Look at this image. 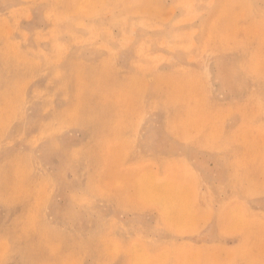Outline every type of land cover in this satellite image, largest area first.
<instances>
[{
  "label": "rangeland",
  "instance_id": "374dc122",
  "mask_svg": "<svg viewBox=\"0 0 264 264\" xmlns=\"http://www.w3.org/2000/svg\"><path fill=\"white\" fill-rule=\"evenodd\" d=\"M74 1L0 0V264L264 262V0Z\"/></svg>",
  "mask_w": 264,
  "mask_h": 264
},
{
  "label": "crops",
  "instance_id": "0c3cea01",
  "mask_svg": "<svg viewBox=\"0 0 264 264\" xmlns=\"http://www.w3.org/2000/svg\"><path fill=\"white\" fill-rule=\"evenodd\" d=\"M192 222H194V220H192ZM222 241L223 242H218L217 245H213L203 238L195 241L187 240L184 251L181 247L172 252H184V259L178 261V263L175 262V264H258L256 261L257 247H254L253 251L251 246L244 248L250 255L248 260H242L240 241L232 243L225 238H222ZM170 264H173V262ZM259 264H264V262H260Z\"/></svg>",
  "mask_w": 264,
  "mask_h": 264
},
{
  "label": "bare ground",
  "instance_id": "6f19581e",
  "mask_svg": "<svg viewBox=\"0 0 264 264\" xmlns=\"http://www.w3.org/2000/svg\"><path fill=\"white\" fill-rule=\"evenodd\" d=\"M116 1V0H115ZM108 2V1H107ZM222 2V3H221ZM71 3V2H70ZM76 0L74 1V5H73V7H72V15H74V16H76V9L78 10V11H81V13H83L84 15H86V16H89V17H92L95 13H96V11H95V7L97 6V4L99 3V0H81V2H79L78 3V5H77V7H76ZM104 3V2H103ZM158 3H159V1H158ZM66 4V3H65ZM67 4H68V2H67ZM66 4V5H67ZM216 8H219V9H222V7H224V6H231L232 7V9H242V8H244V9H254V7H255V5L256 4H258V0H232L231 2H228L227 0L226 1H216ZM100 5V4H99ZM68 7V6H67ZM108 7V6H107ZM69 8H70V4H69ZM66 9H68V8H66ZM65 10V9H64ZM104 10V9H103ZM102 10V11H103ZM107 10V9H106ZM223 10V9H222ZM68 12V11H67ZM69 15H70V13H68ZM219 16V15H218ZM80 17V16H79ZM219 18V17H218ZM229 18V17H228ZM74 19V18H73ZM77 20V19H76ZM215 20V19H214ZM75 21V20H74ZM92 21V20H91ZM183 21H184V19H183ZM231 21H232V19H231ZM214 22V21H213ZM212 22V23H213ZM79 23H81V22H79ZM181 23H182V20H181ZM211 23V24H212ZM82 24H84V23H82ZM203 24H204V22H203ZM85 25V24H84ZM94 25V24H93ZM78 26V25H77ZM79 26H81V24L79 25ZM104 26V25H103ZM102 26V27H103ZM239 26H241V25H239ZM90 28V27H89ZM100 28V27H99ZM110 29V28H109ZM192 29V28H191ZM254 29V28H253ZM93 30V29H92ZM97 30H98V28H97ZM111 30V29H110ZM183 30V29H182ZM185 30V29H184ZM212 30V29H211ZM230 30V29H229ZM228 30V31H229ZM198 31V30H197ZM99 32V31H98ZM107 33H108V31H106ZM177 32V31H176ZM207 33H209V31L207 32ZM210 33H211V31H210ZM244 33V32H243ZM89 34V33H88ZM109 34H110V31H109ZM171 34V33H170ZM213 34H215V33H212V35ZM221 34V33H220ZM83 35V34H82ZM96 35H98V34H96ZM106 35V34H105ZM166 35V34H165ZM168 35V34H167ZM79 36H81V35H79ZM78 36V34H77V37H79ZM85 36H86V34H85ZM110 36V35H109ZM155 36V35H154ZM243 36H244V34H243ZM76 37V36H75ZM82 37V36H81ZM80 37V38H81ZM87 37V36H86ZM230 37V36H229ZM104 38H106V37H104ZM169 38H170V36H169ZM205 38V37H204ZM208 38V37H207ZM224 38V37H223ZM241 38V37H240ZM145 39V38H144ZM210 39V38H209ZM221 39V38H220ZM77 40V39H76ZM121 40V39H120ZM163 39H161V41H162ZM207 40V39H206ZM78 41H79V39H78ZM211 41V40H210ZM239 41V40H238ZM246 41H247V39H246ZM248 41H249V38H248ZM247 41V42H248ZM104 42V41H103ZM205 42V41H204ZM209 42V41H208ZM221 42V41H220ZM226 42V41H225ZM139 43V42H138ZM143 43V42H142ZM141 43V44H142ZM161 43H163V42H161ZM241 43V42H240ZM243 43H244V40H243ZM190 44H191V42H190ZM204 44H206V42L204 43ZM222 44V43H221ZM97 45V44H96ZM183 45V44H182ZM202 45H203V42H202ZM209 45H210V43H209ZM213 45V44H212ZM217 45V44H216ZM244 45H247V44H244ZM119 46V45H118ZM189 46V45H188ZM191 46V45H190ZM198 46V45H197ZM206 46V45H205ZM215 46V45H214ZM89 47V46H88ZM210 47V46H209ZM208 47V48H209ZM114 48V47H113ZM139 48V47H138ZM180 48V47H179ZM191 48V47H190ZM192 48H193V46H192ZM220 48V47H219ZM111 49V48H110ZM117 49V48H116ZM251 49V48H250ZM174 50H175V48H174ZM173 50V51H174ZM186 50V49H185ZM215 50H216V48H215ZM253 50H255V49H253ZM172 51V52H173ZM176 51V50H175ZM217 52H218V50H216ZM160 52V51H159ZM202 52V51H201ZM146 54V53H145ZM157 54V53H156ZM189 54V53H188ZM154 55V54H153ZM169 55V54H168ZM190 55V54H189ZM188 55V56H189ZM220 55V54H219ZM254 55H255V52H254ZM258 55V54H257ZM150 56V55H149ZM154 56H156V55H154ZM154 56L152 57V58H154ZM159 56V55H158ZM194 56V55H193ZM202 56V55H201ZM192 57V56H191ZM258 57V56H257ZM160 58V57H159ZM167 58V57H166ZM254 58H256V57H254ZM257 62H260V61H257ZM256 64V63H255ZM261 65H263V64H261ZM254 66V65H253ZM255 67V66H254ZM253 67V68H254ZM259 68H261V67H259ZM189 69V68H188ZM255 69V68H254ZM262 69V68H261ZM255 70H257V69H255ZM254 71V70H253ZM255 72V71H254ZM259 74V73H258ZM257 74V75H258ZM261 75V74H260ZM263 78V77H262ZM193 85V84H192ZM185 86V85H184ZM186 86H187V84H186ZM185 86V87H186ZM179 87V86H178ZM194 87V86H193ZM173 89H175L176 90V88H174V87H172ZM180 88V87H179ZM189 87H187V89H188ZM191 88V87H190ZM196 88V87H195ZM191 90V89H190ZM179 91H180V89H179ZM189 91V90H188ZM188 91H186V90H182L181 92H180V96H178V97H181V95H183L184 97H186L185 98V100L187 99V97H191V98H188V99H192V96H190L189 95V93L190 92H188ZM177 92H178V90L176 91V94H177ZM188 92V93H187ZM197 92H198V90H197ZM179 93V92H178ZM194 94H195V92H194ZM199 94V93H198ZM197 95V94H196ZM176 96V95H175ZM176 96V97H177ZM199 96V95H198ZM183 97V98H184ZM194 97H195V95H194ZM182 98V97H181ZM180 98V99H181ZM197 97H195V100H197L196 99ZM204 98V97H203ZM182 100V99H181ZM191 101H194V100H191ZM198 102V101H197ZM191 103H193V102H191ZM195 105V104H194ZM219 105V104H218ZM261 105V104H260ZM260 105H258V106H260ZM185 105L183 104V107H184ZM201 106V105H200ZM185 108V107H184ZM193 108V107H192ZM195 108V107H194ZM220 108V107H219ZM219 108H217V110L219 109ZM258 108V107H257ZM256 108V109H257ZM186 109V108H185ZM196 109V108H195ZM253 109V108H252ZM259 109V108H258ZM261 109V108H260ZM198 110H199V108H198ZM197 110V111H198ZM204 110L205 109H203V110H201L200 109V111L202 112H204ZM199 111V112H200ZM207 112V111H206ZM209 112V114L211 113V111H208ZM261 112V111H260ZM259 112V113H260ZM258 113V112H257ZM204 114H206L205 112H204ZM208 114V115H209ZM259 115V114H258ZM201 117H202V113H201V115H200ZM207 116V115H206ZM199 118V119H197L196 121H201L200 119H202V118ZM218 117H219V115H218ZM221 117V116H220ZM256 117H258V116H256ZM197 118V117H196ZM208 118H209V116H208ZM215 118H216V116H215ZM207 119V118H206ZM205 119V120H206ZM212 119V118H211ZM218 120H219V118H217ZM208 120V119H207ZM213 120V119H212ZM254 120V119H253ZM195 121V122H196ZM202 121H203V119H202ZM205 122V121H204ZM208 123H209V121H207ZM217 122V121H216ZM199 123V122H198ZM201 123V122H200ZM206 123V122H205ZM213 123V122H212ZM196 124V123H195ZM202 124H204V123H202ZM211 124V123H210ZM190 125H191V123H190ZM197 125V124H196ZM208 125V124H207ZM215 125V124H214ZM217 125V124H216ZM193 126V125H192ZM201 126V125H200ZM211 126H212V124H211ZM190 127V126H189ZM188 127V128H189ZM195 127H196V129H198V128H200V127H198L197 128V126H195L194 125V129H195ZM208 127V126H207ZM262 127H264V125L262 126ZM202 128V127H201ZM209 128V127H208ZM207 128V129H208ZM216 128V127H215ZM218 128V127H217ZM216 128V129H217ZM190 129H192V127L190 128ZM206 129V128H205ZM254 130H255V128H253ZM187 130V129H186ZM184 131H185V129H184ZM195 131V130H194ZM199 131V130H198ZM197 131V132H198ZM200 131H201V129H200ZM202 131H204V129L202 130ZM188 132H189V130H188ZM200 133V132H199ZM202 133V132H201ZM188 134V133H187ZM191 135L193 134V133H190ZM190 134H188V135H190ZM254 134V133H253ZM256 134V133H255ZM203 135H204V133H203ZM217 135V134H216ZM183 136H184V134H183ZM258 136V135H257ZM256 136V137H257ZM261 136V135H260ZM185 137H187V136H185ZM184 137V139H187V138H185ZM190 137V136H189ZM188 137V138H189ZM198 137H202V136H198ZM234 137V136H233ZM194 138H195V136H194ZM204 138H205V136H204ZM202 139H203V137H202ZM232 139V138H231ZM258 139V138H257ZM261 141H263V140H261ZM210 142V141H209ZM232 142H233V140H232ZM259 143V142H258ZM262 143V142H261ZM217 144H218V142H217ZM223 144V143H222ZM237 144V143H236ZM238 144H240V143H238ZM216 145V144H215ZM241 145H242V143H241ZM239 146V145H238ZM242 148V147H241ZM18 164V163H17ZM17 176V175H16ZM193 176V175H192ZM16 178V177H15ZM186 178V177H185ZM190 178V177H189ZM188 178V179H189ZM191 179H192V177H191ZM194 180V179H193ZM133 181V180H132ZM132 181H130V183H132ZM192 181V180H191ZM190 181V182H191ZM135 182V181H134ZM194 182V181H193ZM129 183V184H130ZM142 183V181H141V179L139 178H137V180H136V184H141ZM164 183V182H163ZM188 183H189V181H188ZM122 184V183H121ZM123 184H124V182H123ZM146 185H148L149 187L150 186H152V187H156V186H159L160 184H156V182L152 179V178H150L149 179V177H148V181H147V183H145ZM169 184H170V182H169ZM142 185V184H141ZM162 185V184H161ZM186 185V184H185ZM139 186V185H138ZM162 186H164V185H162ZM168 186V185H167ZM21 187V186H20ZM166 187V186H165ZM151 188V187H150ZM161 189H162V187H160ZM167 188V187H166ZM152 189V188H151ZM160 189V190H161ZM153 190V189H152ZM168 192V191H167ZM153 193H154V190H153ZM161 194L163 193V192H160ZM164 193H166L165 192V189H164ZM163 193V194H164ZM168 193H170V192H168ZM149 194V193H148ZM151 194V193H150ZM153 195V194H152ZM168 195V194H167ZM157 196V195H156ZM164 196V195H163ZM152 197H155L154 195L152 196ZM159 197H161V196H159ZM156 198V197H155ZM154 198V199H155ZM175 198H176V196H175ZM172 201V200H171ZM174 203V202H173ZM172 207V206H171ZM179 214V213H178Z\"/></svg>",
  "mask_w": 264,
  "mask_h": 264
}]
</instances>
